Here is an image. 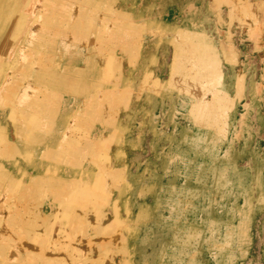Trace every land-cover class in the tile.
Wrapping results in <instances>:
<instances>
[{
    "label": "rangeland",
    "instance_id": "obj_1",
    "mask_svg": "<svg viewBox=\"0 0 264 264\" xmlns=\"http://www.w3.org/2000/svg\"><path fill=\"white\" fill-rule=\"evenodd\" d=\"M50 2L54 70L72 71L54 128L81 153L69 158V144L50 172L38 157L0 165L17 181L0 184V218L21 224L18 185L74 182L39 197L48 224L27 228L51 252L23 263L264 264V0ZM68 207L84 213L67 219Z\"/></svg>",
    "mask_w": 264,
    "mask_h": 264
},
{
    "label": "bare ground",
    "instance_id": "obj_2",
    "mask_svg": "<svg viewBox=\"0 0 264 264\" xmlns=\"http://www.w3.org/2000/svg\"><path fill=\"white\" fill-rule=\"evenodd\" d=\"M57 3L53 5L50 0H0V140L8 142L7 145L0 146L1 166L19 167L23 165V160L27 157L29 160L38 157L37 170L43 168L50 172V166L55 168L54 164L60 165V156H64L69 144L71 145L69 155H72L69 158L77 159L81 153L80 151L74 153L73 142L62 137L65 124L60 119L57 120L58 123L54 128L56 115H59L58 104L61 101L56 90L72 81L69 76L72 71L68 66H63L59 72L54 70L53 45L50 38L45 36L50 35L49 27L45 24L56 25L60 17L58 16L60 6ZM70 20L71 18L68 22ZM52 34L55 32L53 31ZM27 63L30 65L27 66ZM45 65H49L51 69L46 68ZM15 76H18V79ZM25 80L32 82L30 88L23 87ZM34 81L41 82L47 87L46 100L38 97L41 89ZM48 98L53 99L48 101ZM6 120L16 123L10 133L7 131ZM33 132L34 135H32ZM49 133L50 138L46 135ZM13 141L19 143L14 150ZM42 144H46L44 151L34 156L35 152L32 154L34 145ZM46 177L48 176H36L29 185H21V187L18 185L15 188V194L20 191V196H25V202L29 204L21 208L26 211V214L21 215L24 219L22 224L17 223L18 214L15 211L11 212L7 220H5L6 217L0 218V225H2L0 264H24L23 256L31 253L36 256L50 255V249L45 251L40 247L42 244L38 238L40 235L38 228L29 230L27 224L28 222H33L35 226L48 224L49 217L41 216L40 196L46 191L50 199L56 201L71 192L74 182L57 180L58 178L47 181ZM0 184L2 188L11 192L17 185V181L4 173ZM43 186L44 189L41 188ZM59 187L61 188L58 189ZM43 197L45 198L44 195ZM4 199L5 197L0 201L3 202ZM72 209L66 208L67 219L70 215L75 217L73 213L76 215L84 213ZM50 257L53 258L52 254Z\"/></svg>",
    "mask_w": 264,
    "mask_h": 264
}]
</instances>
